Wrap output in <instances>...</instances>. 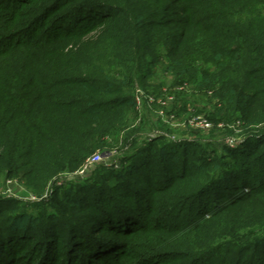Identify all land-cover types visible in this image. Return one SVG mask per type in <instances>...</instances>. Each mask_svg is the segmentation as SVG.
Here are the masks:
<instances>
[{
	"label": "trees",
	"instance_id": "1",
	"mask_svg": "<svg viewBox=\"0 0 264 264\" xmlns=\"http://www.w3.org/2000/svg\"><path fill=\"white\" fill-rule=\"evenodd\" d=\"M194 87L237 148L143 133L137 89L174 92L170 115ZM260 123L264 0H0V180L49 183L0 199V264H264ZM117 145L118 169L51 181Z\"/></svg>",
	"mask_w": 264,
	"mask_h": 264
},
{
	"label": "rangeland",
	"instance_id": "2",
	"mask_svg": "<svg viewBox=\"0 0 264 264\" xmlns=\"http://www.w3.org/2000/svg\"><path fill=\"white\" fill-rule=\"evenodd\" d=\"M159 82H151L150 86H158ZM173 82L171 80H168L167 83H165L162 89L165 93H171L169 88L173 86ZM160 88V87H159ZM166 89V90H165ZM194 92L190 94V96L187 98L186 96L179 97V103L174 110V113L172 116L174 117L173 120H170V118H160V114L166 113L170 111V109L174 108V105L169 104L163 109V105L159 104H153L151 116L148 117L149 121L147 124H145L143 133L149 132V128L151 129L152 125V133L149 134H157L162 135L164 137H168L171 140L175 141H183V140H191L193 138H200L201 140H207L209 139L213 145H215L214 148L216 150H220L221 147L225 146L229 149H235L239 146V144L242 142L241 137V126L238 123H224L219 122L215 124L213 121H209L211 124V127L208 129H196V128H190L188 126L184 125V121L191 117L190 115L191 107L195 108V110H198L201 112L197 116H201L203 118L208 119L207 117L214 115L215 113V99L212 98V94L209 92L206 94L203 91L198 90V87L193 88ZM152 91V90H151ZM175 93L173 92V95ZM186 102V107L183 108V102ZM190 109L191 111L188 112L187 110ZM142 113V112H141ZM147 116V114H145ZM144 115V119H145ZM167 115V114H166ZM195 116V115H193ZM138 119H136L132 124V129L141 127L142 124L139 126L141 119H143V114H138ZM146 120V119H145ZM144 122V121H142ZM151 122V124L149 123ZM132 123V122H131ZM147 125V126H146ZM150 126V127H149ZM161 128L167 131L161 130ZM255 128H261L264 129V124L260 123L259 125L255 126ZM220 137L217 139L218 142L215 143V135H217V132L220 133ZM226 131H232L233 134H224ZM118 147H114L112 149L100 152L95 151V153L102 155L103 159L98 164H87L86 160L89 159L91 156H89L85 162L77 169L73 170L72 172H61L56 176V179H52L51 181L54 182L56 180L57 184L59 186H65L67 187L70 184H79L82 182H85L86 180L89 181L92 179L94 172L98 171L100 168H110V169H118L121 166V157H120V145H117ZM10 181V183H7ZM50 181V182H51ZM47 185L45 188L41 191L35 192L32 188H30V185L27 180H24L22 178L20 179H1L0 180V199L5 200H14L18 202V206H28L30 210L33 209L34 204L40 202L43 200V195L47 191ZM11 203H7L2 205L3 207L9 206Z\"/></svg>",
	"mask_w": 264,
	"mask_h": 264
},
{
	"label": "built area",
	"instance_id": "3",
	"mask_svg": "<svg viewBox=\"0 0 264 264\" xmlns=\"http://www.w3.org/2000/svg\"><path fill=\"white\" fill-rule=\"evenodd\" d=\"M184 89L183 86L179 87L178 90H182ZM145 99L146 102L150 105H153V104H159V105H163V109L169 105V104H172L175 100L174 96L173 95H166L164 97H161V98H155L151 95H146L144 94L143 91H141L140 89H137L136 90V93H135V102H136V107L137 109L139 110L140 107H141V102L142 100ZM167 114V115H166ZM160 118H170V120H173V116L172 114L168 115V112L166 113H162L159 115ZM184 125L185 126H188L190 128H196V129H208L211 127V124L210 122L206 119V118H203L201 116H191L189 118H187L185 121H184ZM103 159V156L102 155H99L97 153H94L89 159L86 160V163L87 164H98L100 163V161H102ZM7 183H10V181H8ZM47 196V191L46 193L43 195V198Z\"/></svg>",
	"mask_w": 264,
	"mask_h": 264
}]
</instances>
